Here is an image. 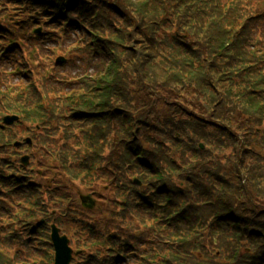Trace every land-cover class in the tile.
Masks as SVG:
<instances>
[{"label":"trees","instance_id":"1","mask_svg":"<svg viewBox=\"0 0 264 264\" xmlns=\"http://www.w3.org/2000/svg\"><path fill=\"white\" fill-rule=\"evenodd\" d=\"M15 1L26 10L56 9L52 23L66 6L62 32L86 36L77 48L88 50L94 71L70 77L58 62L43 77L45 100L35 79L0 92V118L18 114L31 128L0 127V159L29 153L34 163L37 152L52 154L59 178L64 172L88 187L109 177L104 164H113L118 219L152 226L137 239L122 222L112 234L84 225L76 210L56 207L57 182L51 190L36 184L29 169L5 175L6 159L0 264H53L50 224L63 223L54 209L85 232L77 245L85 252L72 264H153L139 257L153 249L167 253L154 264H264V0H0V41L14 35L5 15ZM34 13L20 21H40ZM51 32L28 38L46 41ZM12 43L0 49L4 64ZM15 220L19 230L9 228ZM105 237L107 247L96 245Z\"/></svg>","mask_w":264,"mask_h":264},{"label":"rangeland","instance_id":"2","mask_svg":"<svg viewBox=\"0 0 264 264\" xmlns=\"http://www.w3.org/2000/svg\"><path fill=\"white\" fill-rule=\"evenodd\" d=\"M51 33L52 38H48V40L44 42L37 40L35 38L36 35L32 38H28V33H18L19 36L16 38L18 40H25V42L16 44L15 50H9V58H7L8 60H6V62L8 63L4 64L3 61L0 60V92L7 91V93L12 94L15 88L19 90L21 84L23 85V80L35 79L34 81H36L42 87L39 91L40 94L43 96V77H46L47 72L49 74V71H53L54 66L58 65L59 61H64V63H66V66L62 67L61 65L59 66V68L63 72L67 71V74L70 77H75L77 75L82 76L86 72L94 71V68L92 65H90V62H87L88 60L90 61V59H88L90 57L87 54L88 50L85 51V53L83 50H79L77 48L80 47L81 49L82 45L87 40L86 36L82 34L79 29L72 31L67 36L62 34L60 30L52 31ZM88 35H90V33H88ZM3 47L5 46H2L1 48ZM17 49L19 54L15 53ZM91 50L94 51V49ZM90 52L91 51H89V53ZM10 54L15 55V57L9 56ZM96 59L98 58L96 57ZM20 63H24L23 69L27 72H25V74L17 76V72H15V69L17 67L15 65H20ZM2 66L4 67L1 69ZM15 94H18V91L15 92ZM2 119L3 118H0V125L2 124ZM11 121V125H7L2 129H21L23 127L28 129L30 127V125L27 126L24 122H21V120L15 121L14 119H12ZM25 136L27 135L23 134V137ZM25 140L27 142L30 141V143L33 144L32 149L36 150V147L38 146L36 138L30 137ZM91 143H95V141ZM76 151L80 153V159L85 158L81 149H77ZM27 155H29L31 159V155L29 153ZM104 165L106 169H108L110 165L111 169H113L114 172L113 170H111L109 177L102 178L96 181V183H92L91 186L88 187L87 185H84L82 181L72 180L74 178L64 172H62L61 174L62 178H59L58 174H55V169L58 167L55 157L52 154L43 155L42 153L37 152V179L41 185H45L46 187L50 188V190L51 187H54L55 182H61V187L57 189V193H59L58 196H63L62 194H64L63 197L66 199L62 202H59V204H57L58 206L56 207H59L60 205H63L64 207H69L70 210L68 214H71L72 210H76L79 213V218H92L100 226H107L110 229H114V225H116L118 222H122L125 223L124 225L126 226L127 231H129V226L127 225L128 222H126L128 221L129 216L126 219H118L119 217L123 216L124 212L122 211V206L115 202V194L113 191L114 186L111 181V177L114 178L116 176L115 165ZM70 166L74 167L78 166V164H70ZM44 167L47 168L46 171H43ZM84 175L85 173L80 174V176ZM49 176H53V178H46ZM135 180H137V178H135ZM81 196L90 197V200L93 205L92 209L83 208L82 201L80 198ZM89 204L90 203H88V205ZM51 209H53V207ZM83 210H86L88 212ZM57 216L62 217L63 219L61 227L62 230L67 232L70 237L75 238L76 227H79L80 224L75 223L74 218H72V216L61 214L59 212H57ZM73 216L76 215L73 214ZM26 221L28 220H25L24 222ZM135 221L140 220L135 217ZM15 229L19 230V228L17 227H15ZM142 229L145 231V233L148 232V229H146V227L143 226Z\"/></svg>","mask_w":264,"mask_h":264},{"label":"water","instance_id":"3","mask_svg":"<svg viewBox=\"0 0 264 264\" xmlns=\"http://www.w3.org/2000/svg\"><path fill=\"white\" fill-rule=\"evenodd\" d=\"M70 259V251L67 245L62 241L58 242L57 246V263L56 264H68Z\"/></svg>","mask_w":264,"mask_h":264}]
</instances>
